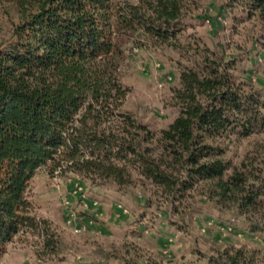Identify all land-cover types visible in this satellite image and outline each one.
Instances as JSON below:
<instances>
[{"label":"trees","instance_id":"trees-1","mask_svg":"<svg viewBox=\"0 0 264 264\" xmlns=\"http://www.w3.org/2000/svg\"><path fill=\"white\" fill-rule=\"evenodd\" d=\"M0 2L16 15L0 44V258L29 233L45 253L58 251L56 233L28 198L41 170L71 172L98 188H151L187 219L198 193L264 234V141L239 163L225 144L264 135V97L237 76L239 63L264 49V0L226 2L221 15L230 13L243 38L230 54L182 44L196 0ZM130 42L188 58L173 90L179 114L159 132L124 110L129 89L119 70ZM210 264H264V254L226 250Z\"/></svg>","mask_w":264,"mask_h":264},{"label":"rangeland","instance_id":"rangeland-1","mask_svg":"<svg viewBox=\"0 0 264 264\" xmlns=\"http://www.w3.org/2000/svg\"><path fill=\"white\" fill-rule=\"evenodd\" d=\"M196 1L193 19L184 23L182 44L232 53L233 42L240 44L243 38L233 31L230 13L221 15L228 0ZM15 16L10 5L0 2V44L10 38ZM239 33H246L244 26ZM126 54L119 70L129 89L124 110L159 132L179 114L173 90L180 85V71L189 64L188 58L172 47L151 43L139 47L130 42ZM237 76L264 97V49L244 58ZM263 141L264 135L234 137L225 143L227 158L239 163ZM194 197L187 219L184 212L174 213L169 204L153 197L151 188H98L71 172L41 170L29 186L28 198L33 215L49 222L56 233L58 251L45 253L40 238L29 233L10 245L0 264H210L226 250L264 254L263 233L252 234L245 222L221 213L198 193ZM76 228L83 230L76 233Z\"/></svg>","mask_w":264,"mask_h":264},{"label":"built area","instance_id":"built-area-1","mask_svg":"<svg viewBox=\"0 0 264 264\" xmlns=\"http://www.w3.org/2000/svg\"><path fill=\"white\" fill-rule=\"evenodd\" d=\"M117 207H118V209H120V211L126 212V210L123 209L122 206L119 205V206H117ZM81 230H83V229H82V228H76V229H75V232H76V233H80Z\"/></svg>","mask_w":264,"mask_h":264}]
</instances>
